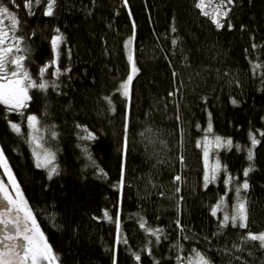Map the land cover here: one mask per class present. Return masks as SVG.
<instances>
[{"label": "trees", "instance_id": "obj_1", "mask_svg": "<svg viewBox=\"0 0 264 264\" xmlns=\"http://www.w3.org/2000/svg\"><path fill=\"white\" fill-rule=\"evenodd\" d=\"M197 2L55 0L46 16L44 3L28 15L24 0H0L22 38L9 58L24 56L31 79L48 84L28 88L23 113L0 104V149L60 264H194L196 252L211 264H264V247L243 241L264 233V0H232L220 29ZM30 115L57 153L52 167L35 163ZM216 137L233 146L217 148ZM205 149L220 163L207 184ZM245 180L248 228L221 227Z\"/></svg>", "mask_w": 264, "mask_h": 264}, {"label": "snow or ice", "instance_id": "obj_2", "mask_svg": "<svg viewBox=\"0 0 264 264\" xmlns=\"http://www.w3.org/2000/svg\"><path fill=\"white\" fill-rule=\"evenodd\" d=\"M12 3L15 5V0H12ZM41 3L46 4V11L43 12L46 16L53 15V7L55 4V0H24V7L27 10L28 15H35V12L32 10L34 6L40 5ZM232 0H227V4H231ZM216 4L218 7L214 9V14L209 13L208 11H204V15L210 16L213 23L216 24L218 28L224 27L223 23L219 19L220 16L227 17V11L223 10L226 8L225 0H216ZM19 7V5H15ZM198 8L204 9L205 4L204 0H201L199 4L196 5ZM0 17H7L11 22V28L15 29L19 23L17 16L15 13L11 12L9 7L0 4ZM230 26V25H229ZM57 33H59V29H57ZM14 39V42L20 41L21 37H10L8 32L0 29V104L9 105L11 108L19 109L25 107V101L30 99L28 97L27 92L29 87L39 88L44 90L48 87L46 82L37 83V81L31 79L28 72L25 70L23 65L24 56H16L14 58H9V54L13 52V48L8 45V40ZM62 42V37L60 35L55 36L52 39V45L54 48L58 47ZM132 39L128 41V44L131 45ZM15 50L17 52L22 51L19 48L18 43L16 45ZM129 59L132 60V55L130 53ZM56 61L54 60L52 64L54 65ZM14 66V67H10ZM52 65H46L45 67L40 69V76L42 77L44 72L47 71V68ZM59 72V68L56 69ZM137 72L135 67V62L133 61L131 65V73L128 75L127 80L122 83L118 89L121 91L123 95H128V88L131 84L133 76ZM27 82V83H26ZM53 86H55L53 84ZM235 103V101H233ZM27 120L31 122L34 130L35 124L37 122V118L35 116L27 117ZM12 128L19 132L20 128L16 124L11 125ZM208 132H211V125L208 127ZM261 136H264V133H260ZM35 139V137H34ZM207 139V137H205ZM249 139L251 141L252 146L254 147L260 141L256 139L255 135H249ZM216 147L219 148L221 146L226 148H231L233 146V142L231 139H222L220 137L215 138ZM238 147V146H237ZM205 158L208 157V151L205 149L204 152ZM247 157L249 161L253 160V152L252 149L249 148ZM50 162V161H49ZM0 164H2L5 168V171L8 172L7 161L3 155V149H0ZM37 166H41L37 164ZM219 162H217L216 166L212 169L211 175H205L204 179L206 184L208 182H214L216 178V171L219 169ZM252 170L251 165L249 168L243 170V175L247 177L249 171ZM51 173H55L56 169L52 168ZM51 178V177H50ZM9 179L13 180V185L15 186L14 178L11 176L9 172ZM180 176H175V181H180ZM234 178L228 176L225 183L232 184ZM123 182V178L121 179V183ZM18 187V186H17ZM249 188V184L247 180H245L239 186H235L234 190L237 196V202L234 205V211L231 215L224 214L222 216L221 227H226L229 222L235 227L237 224L240 228H248V215L246 208V201L243 197L240 196L241 189L247 190ZM3 188H0V191H3ZM177 191L179 188L177 187ZM7 199V197H6ZM9 203L13 204L17 213L23 211L24 215L18 216L14 221L15 234L14 235H6L3 239H0V264H53L56 260V256L53 253L51 246L47 243L46 239L43 237V233L39 232L38 226L36 225L35 218L32 216L31 210L25 208H21V205L24 203L23 201L20 204H16L15 201H9ZM224 206V198H221L219 204L212 211V215H217V210L221 209ZM7 214V208L5 212L0 213V224L5 226V230H7V226L10 221L5 220L3 217ZM105 216L107 217V213L105 212ZM111 220V217H108ZM31 221V223H29ZM177 226L179 228V221H177ZM141 227H144L143 223ZM150 234L156 236L159 239L157 233L161 230H151ZM39 236V239H37ZM6 241H12V243H6ZM243 241L245 243L251 241H258L261 247H264V233L253 234L249 232L246 236H243ZM126 242V241H125ZM136 259L139 260L140 257L136 256ZM189 264H193L192 261H189ZM194 264H211V262L201 253L196 252V260Z\"/></svg>", "mask_w": 264, "mask_h": 264}, {"label": "rangeland", "instance_id": "obj_3", "mask_svg": "<svg viewBox=\"0 0 264 264\" xmlns=\"http://www.w3.org/2000/svg\"><path fill=\"white\" fill-rule=\"evenodd\" d=\"M198 1H200V0H198ZM0 29H3L4 31L8 32L9 36L13 37V33L11 32V31H13V29L11 28V22L8 20L7 17H0ZM7 43H8L9 46H11L13 48V46H12L13 39L8 40ZM13 50H14V48H13ZM129 52H130V50H129ZM13 53H14V51L9 54V57ZM132 63H133V61H130V73H131V65H132ZM136 74H137V72L135 73L133 78L136 76ZM131 83H132V81H131ZM130 85H129V87H130ZM27 95L29 97L28 92H27ZM27 101L28 100L25 101V107L27 105ZM7 106H8L9 109H11L10 111H12V112L19 111V114L21 112L23 113L24 112V108H25V107H23V108H19V109H14V108H11L9 105H7ZM30 116H33V115H30ZM27 126H28V132H29V141H30V144H32L33 156H34L36 165L40 164L41 166H39V167H42V168H48V167L54 166V164L56 162L55 160H56V157H57V153L54 152L50 147H46L43 144L41 133H40L41 132L40 124H39L38 119H37V122L35 124V129H38V131L34 130V128H33V126H32L30 121H27ZM20 131H21V129H20ZM34 137H35V139H34ZM216 164H217V162L214 161V160H211L210 156L208 154V157L206 159V173H207V175H211L212 169L216 166ZM0 168H1L2 172H3V170L5 171V168H4V166L2 164H0ZM217 171H216V173H217ZM9 172H10V170L8 172L5 171L6 179L8 178V182L11 183V186L14 187V189H16V196H17L18 200L20 202L23 201L24 202L23 205L26 207L25 202L27 203V201L24 198L23 192L20 190L18 185H16V184H15V186L13 185V180L9 179ZM27 205H28V203H27Z\"/></svg>", "mask_w": 264, "mask_h": 264}, {"label": "flooded vegetation", "instance_id": "obj_4", "mask_svg": "<svg viewBox=\"0 0 264 264\" xmlns=\"http://www.w3.org/2000/svg\"><path fill=\"white\" fill-rule=\"evenodd\" d=\"M0 170H1V168H0ZM0 188L4 189L3 191H0V213L5 212V209L7 208V214L3 218L7 221H10V223L7 226V230H5V226L3 224H0V239H3L4 236H6V235H14L15 234L14 221H15V219L18 218V216L22 217L24 215V212L21 211V212L17 213L13 204L9 203V201L11 200V201H15L16 204H20V201L18 200V198L16 196V189H14V187L11 186V183L8 182V178L6 179L4 170H3V172H2V170L0 171ZM6 197H7V199H6ZM25 204H26V208L30 209L26 202H25ZM21 208H25V206L22 204ZM29 223H31V221H29ZM38 229H39V227H38ZM39 232L42 233V231L40 229H39ZM43 237L47 240L45 234H43ZM37 239H39V236H37ZM6 243H12V241H6ZM0 247H2V246H0ZM53 264H60V262L56 258V260L53 262Z\"/></svg>", "mask_w": 264, "mask_h": 264}, {"label": "built area", "instance_id": "obj_5", "mask_svg": "<svg viewBox=\"0 0 264 264\" xmlns=\"http://www.w3.org/2000/svg\"><path fill=\"white\" fill-rule=\"evenodd\" d=\"M200 2H201V0L198 1L197 4H199ZM204 4H205V8H204V9L198 8L200 14H201L202 16L206 17L210 22H212V24L215 26V28L220 29V28H218V27L216 26L215 23H213V21H212V19H211L210 16H206V15L203 14L204 11H208L209 13H213V14H214V9H215L216 7H218V5L216 4V0H204ZM225 4H226V8L223 9V10L227 11V17H228L230 7H229V5L227 4V0H225ZM227 17H226V18H227ZM226 18L223 17V16H220V17H219V19L221 20V23H223V25H224V23H225Z\"/></svg>", "mask_w": 264, "mask_h": 264}, {"label": "water", "instance_id": "obj_6", "mask_svg": "<svg viewBox=\"0 0 264 264\" xmlns=\"http://www.w3.org/2000/svg\"><path fill=\"white\" fill-rule=\"evenodd\" d=\"M54 78L57 79L58 78V73L55 71L54 72Z\"/></svg>", "mask_w": 264, "mask_h": 264}]
</instances>
